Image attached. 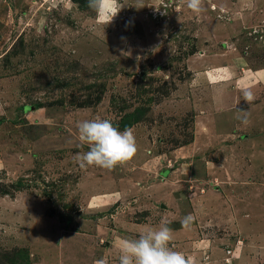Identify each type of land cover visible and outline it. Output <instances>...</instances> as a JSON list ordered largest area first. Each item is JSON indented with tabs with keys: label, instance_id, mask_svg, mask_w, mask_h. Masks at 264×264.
Returning a JSON list of instances; mask_svg holds the SVG:
<instances>
[{
	"label": "rangeland",
	"instance_id": "1",
	"mask_svg": "<svg viewBox=\"0 0 264 264\" xmlns=\"http://www.w3.org/2000/svg\"><path fill=\"white\" fill-rule=\"evenodd\" d=\"M119 3L105 25L88 0H0V264H119L120 238L189 214L207 261L264 264V124L236 118L264 91L220 110L210 75L264 67V0ZM96 118L136 137L111 171L74 159ZM193 242L170 246L202 261Z\"/></svg>",
	"mask_w": 264,
	"mask_h": 264
},
{
	"label": "clouds",
	"instance_id": "2",
	"mask_svg": "<svg viewBox=\"0 0 264 264\" xmlns=\"http://www.w3.org/2000/svg\"><path fill=\"white\" fill-rule=\"evenodd\" d=\"M186 5L195 14L204 11L203 0H186ZM88 6L105 25L113 21L122 7L119 0H88ZM243 99L250 104L255 96L250 90H244ZM249 115L248 111L240 108L236 118L247 125ZM77 129L80 144L89 146L88 151L74 157L81 169L99 167L111 171L130 161L138 151L134 130L126 128L120 131L109 119L83 120L78 122ZM192 220L189 214L181 223L189 227ZM173 240L174 230L167 223L159 227L145 226L138 238L119 239V264H196L193 258L170 246ZM94 264H105V261L99 259Z\"/></svg>",
	"mask_w": 264,
	"mask_h": 264
},
{
	"label": "crops",
	"instance_id": "3",
	"mask_svg": "<svg viewBox=\"0 0 264 264\" xmlns=\"http://www.w3.org/2000/svg\"><path fill=\"white\" fill-rule=\"evenodd\" d=\"M230 67H231V64L230 65L223 64V63L217 64L214 62V67H212L211 73H210L213 80H216V81L218 80V82L214 84L216 90L212 94L215 97H217L215 106L218 107V109L220 110L227 106H231L232 104H234L235 96L240 91H242L240 90V88H242L243 86L246 88L245 90L264 91V67L247 69L239 65V67L237 66V68L243 72H241L242 74H239V75L236 74L238 76L237 79H232L230 78V76L226 74ZM206 72H207L206 70H204L203 73L197 71V73L194 74L195 80L198 79L206 83L205 81L206 74H207ZM245 110L250 113L249 121L251 122V125L258 118L264 124V104H251ZM260 158L262 160L264 157L262 156ZM262 164L264 165V160ZM248 169H251V168H247L246 170H244L245 175L249 174L250 170ZM254 169H258V168H254ZM215 190L217 192L218 188H216ZM237 217H238V211H235L234 218L237 219ZM152 227H156V226H152ZM140 228H145V227L141 226ZM171 228L174 230V240L175 241L182 240L184 242L186 238L194 241L193 244L191 245V247L193 248V252L194 253L198 252L202 255V261L201 260L197 261L196 262L197 264H216L215 262L213 263L212 261L210 262L207 261V259L205 258L206 256L203 257V254H206V252L208 251L211 245L207 243L208 241L207 239L204 240L203 237L200 236V233H202V231L200 232L198 230L197 224L192 223L190 224L189 227H184V226L183 227H180V226L173 227L172 226ZM205 241L207 244L205 243ZM224 259L223 260L220 259L219 264H226V261Z\"/></svg>",
	"mask_w": 264,
	"mask_h": 264
},
{
	"label": "trees",
	"instance_id": "4",
	"mask_svg": "<svg viewBox=\"0 0 264 264\" xmlns=\"http://www.w3.org/2000/svg\"><path fill=\"white\" fill-rule=\"evenodd\" d=\"M127 118H128V117H126L125 120L123 119V120L121 121L120 126H122V128H125V127L130 123L131 120H130L129 118H128L129 120H127Z\"/></svg>",
	"mask_w": 264,
	"mask_h": 264
},
{
	"label": "built area",
	"instance_id": "5",
	"mask_svg": "<svg viewBox=\"0 0 264 264\" xmlns=\"http://www.w3.org/2000/svg\"><path fill=\"white\" fill-rule=\"evenodd\" d=\"M227 252H229V251H227Z\"/></svg>",
	"mask_w": 264,
	"mask_h": 264
}]
</instances>
